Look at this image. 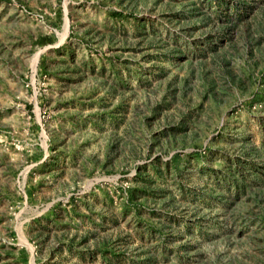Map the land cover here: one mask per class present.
I'll list each match as a JSON object with an SVG mask.
<instances>
[{
  "label": "rangeland",
  "instance_id": "rangeland-1",
  "mask_svg": "<svg viewBox=\"0 0 264 264\" xmlns=\"http://www.w3.org/2000/svg\"><path fill=\"white\" fill-rule=\"evenodd\" d=\"M0 264H264V0H0Z\"/></svg>",
  "mask_w": 264,
  "mask_h": 264
}]
</instances>
